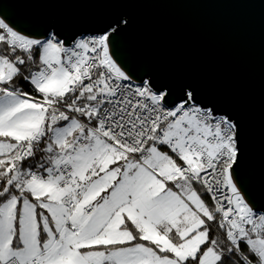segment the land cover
Instances as JSON below:
<instances>
[{"label":"snow or ice","instance_id":"1","mask_svg":"<svg viewBox=\"0 0 264 264\" xmlns=\"http://www.w3.org/2000/svg\"><path fill=\"white\" fill-rule=\"evenodd\" d=\"M130 25L0 14V264H264L239 120L131 70L113 48Z\"/></svg>","mask_w":264,"mask_h":264},{"label":"water","instance_id":"2","mask_svg":"<svg viewBox=\"0 0 264 264\" xmlns=\"http://www.w3.org/2000/svg\"><path fill=\"white\" fill-rule=\"evenodd\" d=\"M123 12L130 27L113 42L135 73L195 83L204 99L236 117L249 199L264 207V0H0V14L36 34L48 23L94 29Z\"/></svg>","mask_w":264,"mask_h":264},{"label":"trees","instance_id":"3","mask_svg":"<svg viewBox=\"0 0 264 264\" xmlns=\"http://www.w3.org/2000/svg\"><path fill=\"white\" fill-rule=\"evenodd\" d=\"M21 86L24 88V90H28V85L27 84L22 83Z\"/></svg>","mask_w":264,"mask_h":264},{"label":"built area","instance_id":"4","mask_svg":"<svg viewBox=\"0 0 264 264\" xmlns=\"http://www.w3.org/2000/svg\"><path fill=\"white\" fill-rule=\"evenodd\" d=\"M28 90H29V86H28ZM27 91V90H26Z\"/></svg>","mask_w":264,"mask_h":264}]
</instances>
